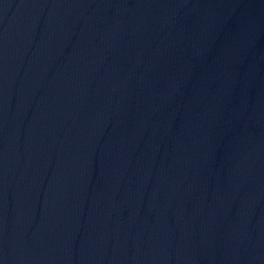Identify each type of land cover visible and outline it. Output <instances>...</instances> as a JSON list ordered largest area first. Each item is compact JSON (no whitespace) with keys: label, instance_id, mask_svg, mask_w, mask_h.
I'll return each instance as SVG.
<instances>
[{"label":"water","instance_id":"obj_1","mask_svg":"<svg viewBox=\"0 0 264 264\" xmlns=\"http://www.w3.org/2000/svg\"><path fill=\"white\" fill-rule=\"evenodd\" d=\"M0 264H264V0H0Z\"/></svg>","mask_w":264,"mask_h":264}]
</instances>
